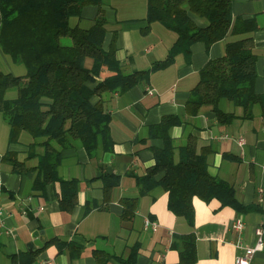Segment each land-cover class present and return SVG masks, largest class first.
<instances>
[{
	"label": "crops",
	"instance_id": "0c3cea01",
	"mask_svg": "<svg viewBox=\"0 0 264 264\" xmlns=\"http://www.w3.org/2000/svg\"><path fill=\"white\" fill-rule=\"evenodd\" d=\"M103 7L107 18L104 47L109 49L117 32L116 55L126 71L151 68L155 61L167 56L178 38L176 31L160 21H153L145 30L148 0H103ZM97 12V5H85L82 16L75 17L74 25L91 27ZM191 15L198 24H206L203 18ZM233 15L255 17L258 23L257 30L252 32L254 52L258 56L255 89L264 94V0H234ZM236 37L230 34L209 49L204 42H196L192 46L190 62L180 53L170 66L153 71L149 80L125 92H111L105 96L112 114V150L106 151L102 147L95 155H90L78 144L62 152L58 168L60 177L80 181L78 202L70 212L60 207L59 181L49 183L44 192L34 187L35 166L39 155L45 153V146L36 145L38 156L28 157L29 146L35 138L22 130L17 139H12L11 125L0 110V204L5 212L0 217V264H11L13 254L50 258L52 264H113L114 259L100 263L94 251L100 249L114 256L127 257L136 246V264H180V252L172 247L173 238L189 232H194L197 237L195 264H235L237 255L242 252L237 245L238 239L244 246L251 245L256 241V228L262 226L264 229V191L259 190L264 186L262 106L256 104L253 116L243 117L242 106L222 100V109L239 116L223 124L210 105L203 106L196 116L188 115L186 102L199 81L200 69L209 59L223 55L227 41ZM93 64L92 58L86 59V66ZM0 71L25 75L27 70L15 63L0 46ZM111 74L105 68L98 79ZM171 114L185 118V123L174 125L170 130L176 145L185 143L188 134H195L198 150L205 149L209 153V172L234 185L238 199L244 205H255L256 209L238 212L231 205H223L218 198L205 201L195 196L192 225L170 209L169 193L163 187L156 186L140 195L137 176L146 174L155 163L153 148L164 146L163 138L151 134V126ZM8 152H15L18 159L24 161L26 170L14 171L4 160ZM106 172L121 176L107 201L101 177ZM162 176L163 172L156 178ZM127 197L137 198L132 218L122 215L123 198ZM87 202H96L99 207L86 213ZM237 217L243 218L245 223L240 235L232 226ZM6 228L13 229L14 235L7 233ZM46 228H52L51 236L44 232ZM38 231L41 232V246L34 244V235ZM57 239L75 242L81 247L65 245L61 250ZM252 264H264V250L255 255Z\"/></svg>",
	"mask_w": 264,
	"mask_h": 264
},
{
	"label": "trees",
	"instance_id": "16d2710c",
	"mask_svg": "<svg viewBox=\"0 0 264 264\" xmlns=\"http://www.w3.org/2000/svg\"><path fill=\"white\" fill-rule=\"evenodd\" d=\"M234 0H148V25L160 21L178 33L164 59L157 60L144 70L126 71L118 59L116 34L109 49L104 47L107 18L103 0H0V46L17 64L26 67L25 75L0 71V110L11 125V137L17 139L22 130L30 132L35 142L29 146V156H38L35 147L45 146L35 166L37 177L34 187L45 191L49 183L61 184L60 207L70 212L78 202L80 181L63 179L58 173L62 152L68 147L81 145L95 155L103 150L111 151L110 138L112 114L107 108L105 96L111 92H125L136 84L147 81L153 71L164 69L174 63L183 53L186 61L192 57V46L202 41L210 46L226 38L225 53L209 59L200 69L197 85L191 90L186 102L188 115L196 116L201 108L210 105L217 113L220 123L227 124L239 116L221 108L222 100H230L244 109L243 117H252L256 104H261L264 114V94L258 93L255 83L258 76V56L254 52L257 30L255 17H234ZM98 6L91 27L72 25L73 17H81L85 5ZM191 13L203 18L205 25L198 24ZM92 58V67L86 59ZM112 72L98 79L103 69ZM11 89L17 90L9 97ZM98 97L97 100H94ZM180 114L166 115L151 126V134L164 140L163 147H155V163L147 173L137 176L140 195L147 194L156 186L169 193V207L193 225V198L205 201L213 198L223 205H231L238 212L254 210L255 205H244L237 197L236 188L230 182L214 176L208 169V151H199L197 137L190 133L185 143L177 146L171 136L174 125L185 123ZM178 149V151H176ZM178 152V157H176ZM4 160L14 171L26 170L24 161L15 152H8ZM163 172L160 179L156 175ZM104 181L105 201L114 186L121 181L118 174L106 172ZM123 217L132 218L137 198H123ZM99 207L87 202L86 213ZM103 208V207H102ZM54 241V240H53ZM61 247L80 248L75 242L55 240ZM172 247L180 252V264H195L197 237L194 232L175 235ZM39 252V251H36ZM35 252V254H37ZM138 246L127 257L96 249L98 261L114 259L121 264H136ZM13 254L11 264H33L35 255Z\"/></svg>",
	"mask_w": 264,
	"mask_h": 264
},
{
	"label": "built area",
	"instance_id": "2783aa9c",
	"mask_svg": "<svg viewBox=\"0 0 264 264\" xmlns=\"http://www.w3.org/2000/svg\"><path fill=\"white\" fill-rule=\"evenodd\" d=\"M151 92V89H149ZM244 139L241 138L240 142L243 143ZM260 192L263 193L264 191V186H260L259 188ZM4 207L0 204V217L4 214ZM147 224H150V221H147ZM233 228L238 232V234H242L245 223L243 218L237 217L233 224ZM154 227H156V224H154ZM6 232L14 235V230L11 228H6ZM256 234V241L248 246H244L242 241L238 239L237 245L242 249V252L239 253L236 257L235 264H252L253 259L255 255L259 252L264 250V229L262 226H258L255 230ZM53 260L50 258H45V259H37L33 264H52ZM113 264H121L119 262H114Z\"/></svg>",
	"mask_w": 264,
	"mask_h": 264
},
{
	"label": "water",
	"instance_id": "95a60500",
	"mask_svg": "<svg viewBox=\"0 0 264 264\" xmlns=\"http://www.w3.org/2000/svg\"><path fill=\"white\" fill-rule=\"evenodd\" d=\"M44 232H46L49 236H51L52 235V228H46L44 230ZM39 234H41L40 231H38L37 233H35V235H34V237H35L34 244L41 246L42 245V242L39 239Z\"/></svg>",
	"mask_w": 264,
	"mask_h": 264
},
{
	"label": "rangeland",
	"instance_id": "374dc122",
	"mask_svg": "<svg viewBox=\"0 0 264 264\" xmlns=\"http://www.w3.org/2000/svg\"><path fill=\"white\" fill-rule=\"evenodd\" d=\"M74 22H75V17H73L72 19H71V23H72V25H74ZM22 65V67L23 68H26L23 64H21ZM10 93H8L9 95V97H15L16 95H17V90L16 89H11L10 91H9ZM233 104V103H232Z\"/></svg>",
	"mask_w": 264,
	"mask_h": 264
}]
</instances>
